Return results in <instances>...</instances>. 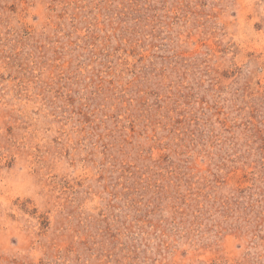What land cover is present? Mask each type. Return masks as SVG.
<instances>
[{
    "label": "rangeland",
    "instance_id": "obj_1",
    "mask_svg": "<svg viewBox=\"0 0 264 264\" xmlns=\"http://www.w3.org/2000/svg\"><path fill=\"white\" fill-rule=\"evenodd\" d=\"M0 264H264V0H0Z\"/></svg>",
    "mask_w": 264,
    "mask_h": 264
}]
</instances>
